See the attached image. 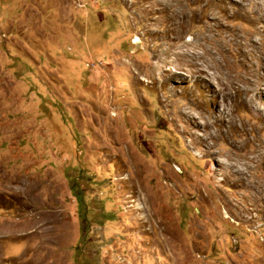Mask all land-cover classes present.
I'll use <instances>...</instances> for the list:
<instances>
[{
    "label": "rangeland",
    "instance_id": "374dc122",
    "mask_svg": "<svg viewBox=\"0 0 264 264\" xmlns=\"http://www.w3.org/2000/svg\"><path fill=\"white\" fill-rule=\"evenodd\" d=\"M0 190V264H264V0H0Z\"/></svg>",
    "mask_w": 264,
    "mask_h": 264
},
{
    "label": "bare ground",
    "instance_id": "6f19581e",
    "mask_svg": "<svg viewBox=\"0 0 264 264\" xmlns=\"http://www.w3.org/2000/svg\"><path fill=\"white\" fill-rule=\"evenodd\" d=\"M177 17V16H176ZM184 17V19H183V21L185 20V15L183 16ZM181 17H179V19H180ZM189 18V17H188ZM178 19V18H177ZM179 29V28H178ZM180 33V32H179ZM177 35V32L175 33V36ZM171 38V37H170ZM178 43V42H177ZM204 52V54L205 55H207V50H205V51H203ZM192 53H195L196 54V58L194 57V58H191L193 61H194V64H195V67H196V69H197V72H201V71H203L204 70V67L202 66V65H199V64H197V62L195 61V60H197V59H199V58H203V57H205V55L202 53V52H199V51H195V52H192ZM216 53V52H215ZM184 57H186V55H187V51H184V52H182L181 53ZM213 54V53H212ZM213 56H215V55H213ZM188 57V56H187ZM206 58V57H205ZM179 68V67H178ZM261 156H263V155H261ZM16 177H14V178H8L7 180H8V182H7V185L5 186V188L6 189H8V190H10L9 191V195L10 196H12L14 199H15V197H16V195L18 194V193H20L21 191L20 190H18V189H16V187H14L13 185H11V183L12 182H14V181H16ZM3 183V182H2ZM25 183H26V180H25ZM22 190V189H21ZM1 191V190H0ZM25 191H26V188H25V190H24V193H25ZM17 222V221H16ZM20 222V223H19ZM17 224L23 229V235H27V236H30V235H32V234H34L36 231H38V234L41 236V238H40V248L42 247V243L45 241V239L42 237V233L44 232L43 231V228H42V226H43V224L41 223V224H39V226L38 227H36V228H34V229H32L31 231H28L27 230V226L26 225H24L23 224V222H21V221H18L17 222ZM33 227V226H32ZM38 228H40L39 230H38ZM0 231H3V228L2 227H0ZM3 233V232H2ZM2 233H0V236H1V234Z\"/></svg>",
    "mask_w": 264,
    "mask_h": 264
}]
</instances>
